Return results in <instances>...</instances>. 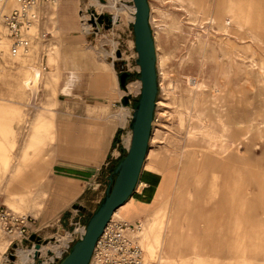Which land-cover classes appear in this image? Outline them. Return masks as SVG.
<instances>
[{"label": "rangeland", "instance_id": "1", "mask_svg": "<svg viewBox=\"0 0 264 264\" xmlns=\"http://www.w3.org/2000/svg\"><path fill=\"white\" fill-rule=\"evenodd\" d=\"M118 1L134 5L133 0ZM91 2L57 0L48 11L49 39L9 57L0 70V202L28 216L31 233L10 244L15 235L0 224V264H23L19 248L70 239L77 221L87 223L105 195L106 175L121 147L131 145L133 102L140 96L134 87L140 77L135 75L125 89L119 85L128 96L124 102V97L112 100L108 94L114 86L104 85L97 75L105 62H113L118 75L122 70L140 72L135 11ZM149 3L159 93L142 186L138 190V182L136 196L115 219L128 221L135 206H142L134 221L145 222L140 242L146 258L158 264H264V0ZM218 11L224 14L214 21ZM116 14L119 21L108 26L106 17ZM233 19L255 27L261 36L254 38ZM84 23L91 24L89 32ZM34 64L43 67L44 76L40 100L33 106L28 105L24 79ZM89 103L108 107L101 114L106 119L128 105L120 147L89 182L78 185L83 191L59 201H53L55 195L44 200V181L55 185L63 178L58 172L60 125L77 122ZM43 106L51 109L53 124H37ZM29 158L39 163L44 176L27 189L16 176ZM72 215L68 225L70 220H64ZM55 253L36 252L31 264Z\"/></svg>", "mask_w": 264, "mask_h": 264}, {"label": "crops", "instance_id": "2", "mask_svg": "<svg viewBox=\"0 0 264 264\" xmlns=\"http://www.w3.org/2000/svg\"><path fill=\"white\" fill-rule=\"evenodd\" d=\"M110 2L113 5L115 4L114 2L120 3L118 0H111ZM96 4H93V5H96ZM127 8L130 9L131 7L124 5V9H120L117 7V11L123 12ZM222 14L224 13L218 11L213 16L212 19L214 21H219L221 19ZM84 15H85L84 13H80V16H84ZM118 21H119V18L116 22ZM240 24L243 27L246 26L248 30L252 31L254 34V38H259L261 36V34H258V32H255L256 31L255 27L253 28L243 23H240ZM49 26H50L49 23H47V28ZM83 27L85 29V32H87L88 29L90 28V24L84 23ZM30 69H31L32 74L24 79V85L29 91L28 105L34 106V105H37L40 100L41 83H42V79L44 76V69L41 65H37V64L30 66ZM97 78L104 85L114 86V92H112L111 94H108L110 95V97L112 95L113 97V99L111 98L112 100L118 101V99L121 100L125 96V94H122L124 90L119 86L120 85L119 75H118V72L116 71V68L113 62H105L101 66L100 71L97 75ZM69 90H70V87L68 86L65 89V91H69ZM117 96H119V98H117ZM88 105L90 107L87 108L86 112L84 110L82 117L77 122L75 121L76 123L72 121L70 122L68 120V121L62 122L60 125L62 126L60 142H61V154L63 155L61 157L62 164L59 166L60 168L58 172L61 173L60 177H63V178L60 179L58 183H55V185H53L54 181L51 185L49 184L48 180L44 181L43 187L41 189L42 197L44 200L46 199V197H48L47 198L48 200L51 199L53 195H55V199L53 201H59L60 199H66V198H69L75 195L77 191L81 190V189L79 190L78 185L81 183L89 182V180L95 176V172L97 171L99 165H102L104 161L107 158H110L112 154L114 153V151L120 147V142H117L114 145V139H115V136L118 130H120V134H122L123 130L125 129L124 128L125 126L121 124L124 122L125 119H127L129 115V111L127 109L128 105L123 106V108L120 111L113 114L114 117L111 119L102 118V115H101L102 112L108 110V107H102L101 104H98V103H89ZM42 109L43 111L37 117V124L38 125L44 124V123L53 124L54 117L51 113V109L46 106H43ZM26 157H28V155ZM117 158L118 157L116 156V159ZM31 159L33 158L25 159L26 161L22 162L19 165L18 174L16 176L18 183L21 186L26 187L27 189H30V186L34 184V181L40 180V178H42V174L44 176V172L39 166V163L34 162ZM142 174H141V179H142ZM110 175H111V171L110 172L108 171L106 175L107 179H106L104 190H106L107 188ZM150 180H151L150 182L153 181V179L151 178ZM100 184L101 183H98V185ZM151 185L153 184L148 185L147 189H149ZM82 187L83 186H81L80 188ZM53 188L55 189V192H53L54 191ZM136 194L137 193H135L130 198L129 201H132V199H134ZM126 206L127 205H124L123 208H125ZM141 207L142 206H139V205L135 206V208L132 210V213L130 214V217L127 219L129 221H134L136 213ZM244 215H243L242 220H243V225H244V230H245ZM74 217L75 215H72L68 219H65L64 221L70 220V222L68 223L69 225L72 223ZM244 238H245V233H243L242 241L240 243L241 254L244 253V249H243L244 248L243 246ZM46 247H48V245H43L41 247V250L44 251ZM24 250H25V253L29 252L28 259H27V263H28L31 261L32 253L31 251H28L27 249H24ZM19 251L20 250H18V252Z\"/></svg>", "mask_w": 264, "mask_h": 264}, {"label": "water", "instance_id": "3", "mask_svg": "<svg viewBox=\"0 0 264 264\" xmlns=\"http://www.w3.org/2000/svg\"><path fill=\"white\" fill-rule=\"evenodd\" d=\"M135 15L133 29L140 65L142 87L134 107L130 126L132 141L125 157L116 165L109 177L105 195L98 208L89 212L84 234L72 245L59 264H89L98 238L110 222L115 211L134 194L149 151L150 138L159 93L156 43L151 25L149 0H133ZM102 20V17L100 18ZM110 26L114 17H106ZM125 102L128 96L125 95ZM84 209L83 207H81ZM32 239L36 234H32Z\"/></svg>", "mask_w": 264, "mask_h": 264}, {"label": "built area", "instance_id": "4", "mask_svg": "<svg viewBox=\"0 0 264 264\" xmlns=\"http://www.w3.org/2000/svg\"><path fill=\"white\" fill-rule=\"evenodd\" d=\"M14 1L16 3L11 4V0H0V70L9 57L27 53L36 44L49 39L51 32L47 28L48 11L57 2V0ZM27 221L28 216L8 209L0 202V224L7 234L15 235L10 244L16 239L22 241L30 237ZM140 224V220L128 222L120 218L108 223L97 240L89 264H158L157 261L146 258L144 249L133 236V232L139 229ZM85 230L86 222L80 218L70 233V239L63 244L61 254L55 253L50 259L40 261V264H59Z\"/></svg>", "mask_w": 264, "mask_h": 264}, {"label": "bare ground", "instance_id": "5", "mask_svg": "<svg viewBox=\"0 0 264 264\" xmlns=\"http://www.w3.org/2000/svg\"><path fill=\"white\" fill-rule=\"evenodd\" d=\"M110 1H111V0H107V1H102V0H92V3H93V4H96V3L99 2L101 5H108V6H111V7L115 8L116 10H117V7L120 8V9L124 7L123 4L116 3V2H114L115 4L113 5V4H111ZM10 3H11V4H15L16 2H15L14 0H11ZM115 5H116V6H115ZM130 9L134 12V11H135V6L132 5ZM99 14H101V13L98 12V15H99ZM98 15L96 14V17H95L96 19H98ZM118 18H119V16H118V14H116V15L114 16V22H116V21L118 20ZM132 18L134 19V15H133ZM88 24H89V23H88ZM90 29H91V24H90V28L88 29L87 32H89ZM141 86H142V82L139 81V86L137 87V85H136V86L134 87V90H140V91H141V88H140ZM128 89H129L131 92L134 91V90L130 89V86H129ZM153 123H154V121H153ZM148 153H149V151H148ZM145 163H146V162H145ZM144 166H145V164H144ZM143 169H144V168H143ZM140 186H142V179L140 180V182H139V184H138V188H139ZM133 195H134V194H133ZM133 195H132V196H133ZM130 198H131V197H130ZM125 204H126V203H125ZM125 204H123L122 206H120V207L115 211L114 215L112 216V220H115L116 215H118V214L120 213V211L122 210V208H123V206H124ZM112 220H110L109 223H112ZM135 221H136V220H135ZM135 221H132V222H135ZM140 221H141L140 227H139L138 230H136L135 232H133V236L136 238L138 244L143 248V246L141 245V242H140V237H141V235H142V234L144 233V231H145L146 224H145L144 221H142V220H140ZM128 222H131V221L128 220ZM58 240H61V242H60V243H53V241L50 242L51 244L48 245V247H46L44 251H42L41 248H36V247H33V246H32V248H19L20 251H19V254H18V255L20 256V261H21V263H23V264H31V263H33L34 260H35L36 252H42V253H44V252H46L48 249H49V250H52V251H55L57 254H61V252H62V250H63V244H65V243L67 242L68 239H66V240L58 239ZM24 249H27L28 251H31V253H32L31 261L28 262V263H27V259H28V255H29L28 253H29V252H28V253H27V252L25 253V250H24ZM143 249H144V248H143ZM144 252H145V250H144ZM23 255H25V257H24ZM23 257H24V258H23Z\"/></svg>", "mask_w": 264, "mask_h": 264}, {"label": "trees", "instance_id": "6", "mask_svg": "<svg viewBox=\"0 0 264 264\" xmlns=\"http://www.w3.org/2000/svg\"><path fill=\"white\" fill-rule=\"evenodd\" d=\"M137 75V77H140V72H136L134 74V72H130V71H126V70H122L119 71V79H120V84L122 88H126L127 83H129L131 80H133L134 76ZM138 99L139 97L135 98L133 105L134 107L136 106V104L138 103ZM124 102H125V97H124ZM127 104V103H126ZM120 141V130H118L115 139H114V145ZM121 154L120 156L116 159V163L115 166L111 168V174L114 172V169L116 167V165L125 157V155L127 154V148L125 147H121ZM100 204V203H99ZM98 204V206H99ZM97 206V208H98ZM96 208V209H97ZM89 219V218H88ZM88 221V220H87Z\"/></svg>", "mask_w": 264, "mask_h": 264}]
</instances>
